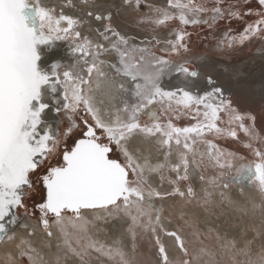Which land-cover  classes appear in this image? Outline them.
Returning a JSON list of instances; mask_svg holds the SVG:
<instances>
[{"label":"snow or ice","instance_id":"obj_1","mask_svg":"<svg viewBox=\"0 0 264 264\" xmlns=\"http://www.w3.org/2000/svg\"><path fill=\"white\" fill-rule=\"evenodd\" d=\"M255 4L242 10L240 0H0V244L11 245L4 248L6 264L25 257L43 264L29 239L35 233L23 222L29 217L48 237L56 226L81 260L93 250L131 264L119 241L108 246L88 236L89 215L128 218L133 239L137 227L150 231L159 264H192L184 239L163 229L157 201L197 199L189 169L208 172L210 165L215 171L208 179L199 175L202 183L243 190L247 181L261 199L252 206L253 216L261 209L252 237L226 238L221 250L233 264H264V240L253 247L264 237V136L255 115L226 94L218 72L219 58L264 41V0ZM142 5L148 11L135 24L145 35L137 42L120 30L119 18ZM251 15L256 19L241 31L231 27L233 19ZM222 21L229 22L223 29ZM189 28L206 30L196 33L202 51ZM182 118L191 123L179 126ZM240 133L255 160L215 142L239 141ZM203 192L207 205L212 194L207 187ZM157 229L174 238L184 259L170 258Z\"/></svg>","mask_w":264,"mask_h":264},{"label":"bare ground","instance_id":"obj_2","mask_svg":"<svg viewBox=\"0 0 264 264\" xmlns=\"http://www.w3.org/2000/svg\"><path fill=\"white\" fill-rule=\"evenodd\" d=\"M132 13L135 15L137 14V12L133 11ZM127 18L128 16L122 13L119 18L121 24L120 30L128 35L136 36L137 42H139V39L142 38L145 33L140 30L136 31L132 28L133 26L129 27L130 25H127L128 23H126V20H128ZM122 20L126 22L123 23ZM252 60L253 61L250 64L248 63L245 68H235L236 70L234 71H225L226 68L230 67L222 65L221 68L223 70H218V72L220 74V82L222 84L230 82L234 91L246 93L254 100H257L264 95V55L256 56ZM105 71L110 72L107 68H105ZM151 155L153 161L155 162L157 154L153 151ZM189 172L190 181L197 192V199L200 198L204 201L203 189L207 187L208 191L212 194L210 197V203L207 205L203 203V206L200 207L196 201L195 204L188 208H184V206H181L180 204H175V210L170 208L169 201L161 202L160 204L165 209H168L171 215L177 214L181 220H183L181 215L182 212L183 214L188 215L190 219H193V221L196 222L198 227H200L203 231L212 229L216 234L227 239H231L233 237L239 239L245 235L247 238H251L253 235V225H259L261 218V209L259 207L255 209L254 216L251 214L253 204L261 205L259 193L248 190L244 187V184L242 192H240L241 185L239 184L229 189H224L223 187L210 188V186L199 180L198 170L190 167ZM168 187L169 186L166 184L163 185V188ZM222 192L224 194L223 197L221 196ZM242 209L247 210L248 214L246 215L245 211H242ZM118 217L119 216H114L106 217L101 220H93L92 216L89 215L88 219L92 222L88 225V236L93 240L100 241L101 243H105L109 246L112 245L113 241H119L124 251L130 256L132 254L127 244L129 238L127 237L126 230L124 229L125 225L122 224V221ZM24 223L29 225L35 233L29 239L31 240L33 246L36 247L43 256V264H57V257L60 258L59 264H80V261L75 254L73 255L71 251L65 247L64 236L59 232L56 226L53 225L52 227L53 236L48 237L42 230V226L39 222L33 223L31 221ZM261 240H264V237L256 240L253 246L254 249H259ZM5 247H11V245H2V256H4ZM170 247H172L171 243ZM92 263L97 264L95 261H92ZM1 264H6V262ZM16 264H23L22 259L17 260ZM106 264L109 263L107 262Z\"/></svg>","mask_w":264,"mask_h":264},{"label":"rangeland","instance_id":"obj_3","mask_svg":"<svg viewBox=\"0 0 264 264\" xmlns=\"http://www.w3.org/2000/svg\"><path fill=\"white\" fill-rule=\"evenodd\" d=\"M149 2L157 5H162L165 2V0H149ZM240 4L242 10L248 8L249 6H251L252 8L256 7L255 0H252V3L250 5L244 4L243 0H240ZM146 11H148V9L143 5L141 6L140 10L137 12L136 15L133 14L131 10L124 11L123 13L124 15L128 16L127 18L128 20H126L127 22L123 20L122 21L123 23L125 22L128 23L127 25H130L129 27L133 26L132 28L135 29L136 31L140 30L142 32V30L136 26L135 20L141 13ZM255 19H256L255 15L245 16L243 20L233 19L230 22V25L235 31L239 32L243 29L246 22H251ZM228 24H229L228 21H222L221 29H223V27H225ZM189 31H193L194 33L191 39L194 45H196L197 50L202 51L203 49L202 47H200L196 33L199 32L200 35L203 36L206 30L205 32H201L199 28L195 30L189 28ZM261 55H264V41L257 39L250 42H246L243 46H239L229 56L219 58L218 70H223L221 68L222 65L230 67L232 71L239 68H245L248 65V63L250 64L253 61L252 59L254 57ZM223 86L225 88L226 94H229L231 96L234 104L241 111L251 112L253 115H255L256 128L261 134V136H264V95H262L259 99L254 100L251 96L247 95L246 93H240L234 91L233 86L231 85L230 82L223 83ZM175 122L179 126H185L191 123L189 119H185V118H182ZM239 136H240L239 141L231 140V139H221L215 142L218 143L220 147L223 149L237 153L240 156L247 157L250 160H255V157L252 155V153L247 148L243 147L241 143V141L246 140V137L243 136V133H240ZM199 147L201 151L204 150L203 145ZM205 162L207 163V160ZM238 167L239 166L237 165L231 170L233 175H235L236 168ZM214 171L215 168L211 165L209 166L208 172H204L202 169L198 170L199 175L203 174L206 177V179L210 178V174ZM243 184L244 187H246L248 190L258 192V190H256L247 181H244ZM236 185L238 184H230V186L227 189L233 188ZM184 186L185 185L182 183L181 187L183 188ZM240 192H242V190H240ZM36 199H39V197L37 196ZM166 201H169L170 208L172 210L176 209L175 204H180L181 206H184V208H188L193 204H195L196 201L198 202V206L202 207L203 201L199 198L197 200L194 199L191 202H185L180 200L179 198H171V197L168 199L157 201V206L162 209L161 224L163 225V229L165 231H176L184 239L185 246L189 251L190 257H192V264H233L230 254L223 252L221 250V243L224 239H226L225 237L219 236L212 229L203 231L200 227H198V224L194 222L193 219H190V217L186 214H183L182 216L183 220H181L177 216V214L171 215L169 210L165 209L160 204L161 202H166ZM118 218H120L122 224L125 225L124 229L126 230V235L129 238L127 244L131 250L132 255L130 256L127 255V258L131 261V264H159L158 251L155 245V238L152 235V233L150 231L146 232L142 228L137 227L135 229L136 232L135 239H133L132 233L129 232V226L131 224V221L126 217L119 216ZM26 219L23 222H31V221L33 223L39 222L38 219L36 218L29 217ZM69 231H71V229ZM156 235L160 236L171 259H173L174 261H179L184 259L183 254L180 252L179 248L177 247L174 238L166 236L164 234V231H162L161 229H157ZM72 242H73V247H78L75 237L72 238ZM170 243L172 244V247H170ZM133 244H135V251H133ZM2 245L3 244H0L1 247ZM1 247H0V264L5 262V256H2L3 254L1 253ZM202 248L206 249L207 254L200 255V249ZM71 253L74 255L73 252ZM76 257L79 259L80 264H93L94 262L92 263V261L97 262V264L98 263L106 264L107 262L109 264H115V261L110 260L104 254L93 250H89L88 254L84 256L83 260H81L78 256ZM22 262L23 264H28L27 258L26 257L22 258Z\"/></svg>","mask_w":264,"mask_h":264}]
</instances>
